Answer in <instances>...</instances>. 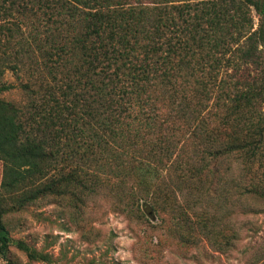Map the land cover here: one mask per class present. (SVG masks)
I'll list each match as a JSON object with an SVG mask.
<instances>
[{
    "label": "trees",
    "instance_id": "trees-1",
    "mask_svg": "<svg viewBox=\"0 0 264 264\" xmlns=\"http://www.w3.org/2000/svg\"><path fill=\"white\" fill-rule=\"evenodd\" d=\"M5 2L11 10L14 0H0L6 14ZM29 2L50 26L36 46L40 83L21 85L31 108L0 98V200L20 209L50 196H97L111 182L127 215L182 210L177 194L188 211L204 212L212 159L253 158L263 146L264 0ZM215 87L225 95L216 126ZM10 88L0 83V95ZM92 161L108 168L105 179L84 168ZM2 217L0 208V255L8 247Z\"/></svg>",
    "mask_w": 264,
    "mask_h": 264
},
{
    "label": "rangeland",
    "instance_id": "rangeland-1",
    "mask_svg": "<svg viewBox=\"0 0 264 264\" xmlns=\"http://www.w3.org/2000/svg\"><path fill=\"white\" fill-rule=\"evenodd\" d=\"M8 5H3L6 14L4 9L0 11V83L11 88L0 98L29 110L32 95L21 85L40 83L36 46L47 34L50 21L29 0H14L11 10ZM252 15L255 28L258 18L254 12ZM27 47L34 52L26 54ZM6 62L15 63L18 70L6 69ZM47 68L42 70V79L50 83ZM223 100L225 95L215 87L210 113L215 126L224 114ZM76 142L83 145V138ZM109 166L112 181L115 168L111 162ZM211 166L213 182L209 189L204 188L203 197L211 205L204 212L188 211L177 194L182 210L155 217L127 215L115 207L109 192L111 182L97 196L84 192L50 196L20 209L12 207L8 197L1 199L8 247L0 255V264H264V144L253 158L234 154L221 162L212 159ZM84 168L103 179V171H108L100 161L87 162ZM1 179L2 161L0 183ZM165 184L171 187L169 182ZM240 187L244 193L239 194ZM201 221L208 226V236L198 225ZM18 242L41 259H30L17 247Z\"/></svg>",
    "mask_w": 264,
    "mask_h": 264
}]
</instances>
